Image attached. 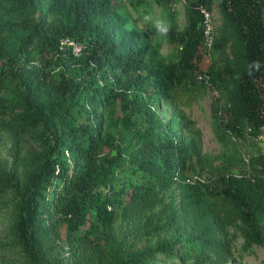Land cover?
Instances as JSON below:
<instances>
[{"label": "trees", "instance_id": "obj_1", "mask_svg": "<svg viewBox=\"0 0 264 264\" xmlns=\"http://www.w3.org/2000/svg\"><path fill=\"white\" fill-rule=\"evenodd\" d=\"M184 3V28L165 31L176 57L163 62L116 0H0V264H223L234 218L246 245L264 244V143L250 175L204 181L189 173L194 137L152 104L185 82L205 87L204 73L222 132L264 134V0L219 1L232 56L220 27L209 59L197 6L210 0Z\"/></svg>", "mask_w": 264, "mask_h": 264}, {"label": "rangeland", "instance_id": "obj_2", "mask_svg": "<svg viewBox=\"0 0 264 264\" xmlns=\"http://www.w3.org/2000/svg\"><path fill=\"white\" fill-rule=\"evenodd\" d=\"M120 5V12L127 18L128 26L144 33L151 47L155 50L157 60L167 62L174 60L177 46L170 43L165 31L173 28L180 31L185 25L184 0H170L168 8L155 0H116ZM220 0H210L208 10L211 14L215 35L218 36L220 27L228 41L224 53L232 56L231 42L233 38L229 28L222 22L218 4ZM221 56L214 54V66L222 78L225 72L221 68ZM209 61H206V65ZM219 95V94H218ZM217 92L210 87H202L197 83L185 82L174 90L171 102L155 101L153 106L162 121H169L174 125V131L182 140L192 135L197 142V149L201 160L195 161L192 155L190 162L192 170L204 181H212L218 174L250 175L253 169H259L249 164V157H255L262 151L263 145L249 136L248 128H242V138L224 134L216 120L211 115V104ZM222 104L223 97L220 96ZM224 117H222L223 119ZM263 134V133H262ZM9 142L6 136L0 138V163L8 159ZM246 158V161L244 160ZM174 187V186H173ZM167 199L178 200L177 191L173 188ZM6 221H0V233L4 230ZM225 240L229 245L231 256L223 264H264V244L246 245L241 234V227L236 218L227 226Z\"/></svg>", "mask_w": 264, "mask_h": 264}, {"label": "built area", "instance_id": "obj_3", "mask_svg": "<svg viewBox=\"0 0 264 264\" xmlns=\"http://www.w3.org/2000/svg\"><path fill=\"white\" fill-rule=\"evenodd\" d=\"M197 9L201 15V20L198 26L203 37L204 56L209 59V53L212 49L213 41L215 38L214 25L212 23L210 11L205 6L199 5L197 6ZM65 46H70V52L73 56H77L82 48L79 43L73 40H70L68 38H61L59 41V47L64 48ZM195 77L199 81L202 80L206 87H210L206 74L197 73ZM255 139L264 143V134L258 135ZM244 160L246 161V158Z\"/></svg>", "mask_w": 264, "mask_h": 264}]
</instances>
